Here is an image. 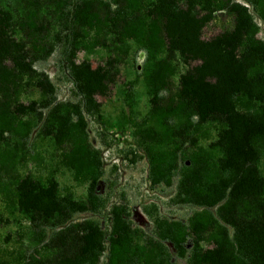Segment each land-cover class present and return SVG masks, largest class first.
<instances>
[{"label":"trees","instance_id":"1","mask_svg":"<svg viewBox=\"0 0 264 264\" xmlns=\"http://www.w3.org/2000/svg\"><path fill=\"white\" fill-rule=\"evenodd\" d=\"M48 2L59 32L51 34L35 10L27 11L18 22L24 39L11 35L15 21L0 7V141L6 134L29 138L37 128L63 148L62 162L75 180L89 186L87 202H81L70 192L61 194L54 179L18 181L15 204L32 223H51L58 249L26 264H99L104 253L105 264H264V40L255 36V16L264 23V0ZM220 11L233 14V27L203 39L202 28ZM110 36L120 44L132 40L144 52L155 124L139 130L137 145L148 161L149 185L174 186L172 202L196 207L186 220L155 217L145 245L134 241L122 205L107 212L108 230L91 218L74 223L75 215L98 209L104 163L87 126L89 119L102 123L96 95L105 94L114 79L113 61L94 68L75 55L105 45ZM59 41V61L76 101L58 100L49 75L35 68ZM176 59L189 68L179 75L175 97L163 103ZM25 86L37 89L39 99L21 102ZM23 117L34 118V125ZM206 124L217 127L208 150L195 137ZM206 239L211 247L202 246Z\"/></svg>","mask_w":264,"mask_h":264},{"label":"rangeland","instance_id":"2","mask_svg":"<svg viewBox=\"0 0 264 264\" xmlns=\"http://www.w3.org/2000/svg\"><path fill=\"white\" fill-rule=\"evenodd\" d=\"M0 7L8 10L14 19L11 35L16 39H24L19 26L20 18L27 11H36L38 21L48 28L51 34L60 28L52 16L53 6L48 0H0ZM257 23L256 38L264 40V23L255 16ZM234 25L233 14L227 11L215 13L201 30L203 39H210ZM27 47L32 50L31 41L25 39ZM89 47V46H88ZM81 48L76 52L75 60H88L92 67L108 66L114 62L111 72L113 81L107 92L96 95L101 106L102 123L88 120L87 131L89 142L93 148L102 151L104 174L98 180V209L75 215L74 223L86 218L98 222L108 230L107 212L113 205L126 208L128 219L133 228V239L145 245L153 235V219L155 217L168 220H186L196 210L192 205H181L172 202L174 186L151 187L147 181L148 161L142 147H138V132L153 127L151 97L144 80V52L132 40L123 44L107 37L105 45L93 48ZM63 42L57 43L55 51L46 59L39 60L35 68L49 75L56 88V97L60 101H76L73 88L60 64ZM34 52V51H33ZM194 62L191 63L193 65ZM189 68L181 60H174V73L169 78L165 99L175 97L178 90V78ZM39 91L25 86L19 100L28 104L39 99ZM31 125L34 118L23 117ZM217 127L206 124L195 134L197 146L208 150L216 140ZM188 151L191 150L188 145ZM139 156L132 161L133 153ZM63 148L54 139L38 132L37 128L29 138L21 139L16 135H5L0 141V264H26L50 258L58 253L54 238L50 237L51 223H32L15 204V186L19 180L31 176L42 184L51 179L57 181L61 194L70 192L77 201L87 202L89 183L77 181L72 170L61 159ZM261 174L264 176V157L259 161ZM204 248L212 246L206 239ZM106 253L99 264H105ZM180 264H185L180 261Z\"/></svg>","mask_w":264,"mask_h":264}]
</instances>
